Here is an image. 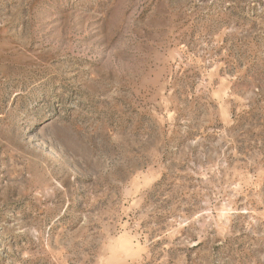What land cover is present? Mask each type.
I'll use <instances>...</instances> for the list:
<instances>
[{
  "label": "rangeland",
  "instance_id": "rangeland-1",
  "mask_svg": "<svg viewBox=\"0 0 264 264\" xmlns=\"http://www.w3.org/2000/svg\"><path fill=\"white\" fill-rule=\"evenodd\" d=\"M0 264H264V0H0Z\"/></svg>",
  "mask_w": 264,
  "mask_h": 264
}]
</instances>
